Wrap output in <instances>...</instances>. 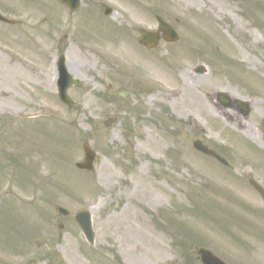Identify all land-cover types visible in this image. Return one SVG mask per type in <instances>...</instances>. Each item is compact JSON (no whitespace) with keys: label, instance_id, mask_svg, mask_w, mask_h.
<instances>
[{"label":"rangeland","instance_id":"rangeland-1","mask_svg":"<svg viewBox=\"0 0 264 264\" xmlns=\"http://www.w3.org/2000/svg\"><path fill=\"white\" fill-rule=\"evenodd\" d=\"M211 1L216 7L208 0H182L183 9L173 10L188 46L161 44L156 56L145 59L135 40L130 42L131 55L139 51L135 74L120 73V41L113 25L106 24L99 38L110 56L67 54V65L82 82L68 90L73 110L55 93L56 49L45 32H54L55 18L36 29L0 25V264H199V247L227 264H264L261 198L251 188L227 184L216 169L206 168L211 187L205 185L194 155L187 152L186 141L196 136L187 118H197L198 107L208 110L207 95L217 88L230 96L245 95L231 78L244 91L261 92L257 98L264 102V38L250 51L252 27L246 14L238 17L245 6ZM261 2L252 8L264 14ZM193 6L213 10L214 24L225 34L222 40L218 29L202 27L203 13L192 14ZM263 14L259 19L264 22ZM128 44L124 38L122 46ZM234 44L249 54L246 61ZM201 63L202 74H195L192 65ZM156 64L174 83L163 78L157 87ZM260 107L252 102L245 133L258 130L264 115ZM109 116L117 122L105 128L102 120ZM216 120L218 134L230 139L225 131L230 125L220 115ZM83 143L96 154L92 171L74 167L82 159ZM232 150L238 163L260 166V173L251 168L250 174L264 185V158L241 140L232 142ZM58 206L68 211L66 216ZM80 210L89 211L92 244L74 220Z\"/></svg>","mask_w":264,"mask_h":264},{"label":"flooded vegetation","instance_id":"flooded-vegetation-1","mask_svg":"<svg viewBox=\"0 0 264 264\" xmlns=\"http://www.w3.org/2000/svg\"><path fill=\"white\" fill-rule=\"evenodd\" d=\"M25 3L26 7H30L29 3L34 4L35 13L30 16L34 20L37 18L41 19V22H49L55 18L57 32L63 27L67 29L68 32L62 34L65 43L61 42L62 38L57 37L58 52L61 51L65 55L82 56L86 59L87 56H106L101 52L104 45L99 43V38L105 35L106 24L115 17H117V25L112 23L111 25L117 28L120 43L124 38L129 43L127 49L120 46V56H129V60L135 57L136 53L134 52L132 56L129 47L130 42L134 40L141 46L144 56H153L157 46L150 48L138 43L141 29L157 32L158 18L176 29L180 20L173 15V10L175 8L183 9L182 0H25ZM106 11L108 14H105ZM123 34L124 37H122ZM159 35L161 36L160 32ZM232 104L231 101L229 103L230 114L227 113V119L232 123L236 122L240 129L246 128V124L242 123L241 116L236 111L237 108L235 106L233 108ZM201 118L202 120L205 119L203 113H201ZM200 123L203 125L202 122ZM257 129L256 133L260 136V142L264 144V121H261ZM197 138L203 145L213 149L226 162L224 165L212 156L196 152L198 165L200 167L219 168L224 173L232 174L234 166H237L236 163H238L232 148H221L217 141L206 138L202 126L198 128ZM245 144L249 149H252V145Z\"/></svg>","mask_w":264,"mask_h":264},{"label":"water","instance_id":"water-1","mask_svg":"<svg viewBox=\"0 0 264 264\" xmlns=\"http://www.w3.org/2000/svg\"><path fill=\"white\" fill-rule=\"evenodd\" d=\"M0 19H2L0 17ZM59 69L61 72V76L58 81L59 85L61 86L59 88V97L61 98V100L63 102H65L66 104H68L69 106H71V102L68 99V97L66 96L65 93V89H66V85H67V80L69 81V76L66 74L64 67H63V61L62 59H59ZM77 84V82H75ZM113 121V119H108L107 121H105L106 125H109L111 122ZM196 148L200 149L201 146L198 145L197 143L194 145ZM84 148V160L81 163H77L76 166L82 169H91L92 165V159H93V154L92 152L88 149V147L86 145L83 146ZM208 151V150H207ZM211 153V152H209ZM258 191H260V193H262V195L264 196V193L262 192V190L260 188H257ZM59 211H61L62 213H65L64 210L59 209ZM76 220L80 223L84 235L85 237L89 240L92 241V231L90 228V221H89V216L86 212H82L76 215ZM202 252V251H201ZM201 257L202 260L206 263V264H216V262L214 261L215 259L210 256L208 253L202 252L201 253ZM212 258V259H211Z\"/></svg>","mask_w":264,"mask_h":264},{"label":"bare ground","instance_id":"bare-ground-1","mask_svg":"<svg viewBox=\"0 0 264 264\" xmlns=\"http://www.w3.org/2000/svg\"><path fill=\"white\" fill-rule=\"evenodd\" d=\"M209 14L211 15V18H215L214 17V14H212V13H209ZM233 20L236 21L235 19H233ZM206 28H207V26H206ZM237 28H238V26H234L232 30L234 31ZM214 29L217 30L218 28L216 26H214ZM221 35H222V31H221V27H220V35H219V37ZM248 35H251L253 37L252 40H251V42L247 44L248 45V49L250 50V49H252V45H254L255 43H258L259 42L260 37L256 36V34L254 32L253 33H248ZM234 46H235L237 52L241 55L240 57L242 58V61H246L247 58H249V54L245 50H241V49L237 48L236 45H234ZM254 62L255 61H253V58H251L249 60V63H251V64H255ZM153 71H154V74L156 76V79H157L156 82H157V85L158 86L161 84V81H162L163 78H167V80L170 79V78H172V77H166V76H164L163 75V72L161 71V69L157 65L154 67V70ZM171 83H174V79L172 80ZM184 90H186V88L181 89V93L182 94L184 93ZM193 101L196 102V96H195V94L191 95V103H193ZM189 102H190V100H189Z\"/></svg>","mask_w":264,"mask_h":264}]
</instances>
